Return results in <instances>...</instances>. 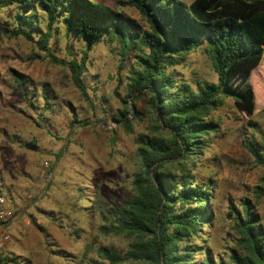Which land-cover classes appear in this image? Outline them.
Here are the masks:
<instances>
[{
  "label": "rangeland",
  "instance_id": "obj_1",
  "mask_svg": "<svg viewBox=\"0 0 264 264\" xmlns=\"http://www.w3.org/2000/svg\"><path fill=\"white\" fill-rule=\"evenodd\" d=\"M92 1L144 26L132 7H119L115 0ZM15 11L14 4L0 8V25L14 28ZM34 14L43 30L44 14ZM48 47L69 61L79 57L83 41L66 35L56 24ZM203 47L188 52L172 67L177 81L193 89L198 80L215 79ZM131 55L122 66L115 41L95 43L81 73L88 95L84 100L65 66L49 62L22 37L0 33V186L3 194L10 193L14 209L7 227L10 238L0 243L6 264H92L100 259L97 246L126 247V238L103 234L98 226L103 223L99 212L119 205L133 191L132 179L141 170L135 137L155 123L146 98L129 104L131 112L136 108L142 115L131 122L130 132L112 119L125 93ZM260 95L263 107L251 116L252 125L241 117L231 98H222L209 115L217 128L208 137V145L196 156L177 157L167 164L175 174L184 168L195 180L210 184L211 221L202 235L212 256L226 253L235 240L226 213L229 201L237 206L248 199L264 231V194L257 198L253 191L264 192V165L256 163L245 146L250 141L264 153V93ZM29 141L34 148L25 146Z\"/></svg>",
  "mask_w": 264,
  "mask_h": 264
},
{
  "label": "trees",
  "instance_id": "obj_2",
  "mask_svg": "<svg viewBox=\"0 0 264 264\" xmlns=\"http://www.w3.org/2000/svg\"><path fill=\"white\" fill-rule=\"evenodd\" d=\"M12 4L16 6V26L0 25V33L22 37L49 62L65 66L84 100L88 95L81 73L93 45L104 39L115 41L122 66L131 52L125 93L112 119L130 132L131 122L142 115L136 108L131 112L129 104L141 98H146L153 113L154 125L135 137L141 170L132 179L133 191L119 205L99 212L103 223L98 230L123 236L126 247L97 246L100 259L92 264H264V231L248 199L237 206L227 203L235 240L226 253L212 256L202 235L211 221L207 205L210 184L195 180L187 169L175 174L167 168L177 157L191 158L208 145V137L217 128L209 115L222 98L233 100L248 125L263 107L264 0H191L188 4L180 0H115L119 7L134 8L144 26L92 0H0V8ZM38 11L45 17L43 30L36 22L34 13ZM56 24L66 35L82 39L78 58L65 61L49 51ZM202 44L215 79L198 80L193 89L177 81L172 67ZM73 122L75 119L69 126ZM25 146L34 148V143ZM245 146L253 160L264 165V153L250 141ZM2 189L0 186V193L10 200V193L6 196ZM253 191L257 198L264 194L258 188ZM43 235L47 237L46 231ZM0 264H6L1 251Z\"/></svg>",
  "mask_w": 264,
  "mask_h": 264
},
{
  "label": "built area",
  "instance_id": "obj_3",
  "mask_svg": "<svg viewBox=\"0 0 264 264\" xmlns=\"http://www.w3.org/2000/svg\"><path fill=\"white\" fill-rule=\"evenodd\" d=\"M13 213L11 202L0 193V243L10 238L7 227L8 222L13 218Z\"/></svg>",
  "mask_w": 264,
  "mask_h": 264
}]
</instances>
